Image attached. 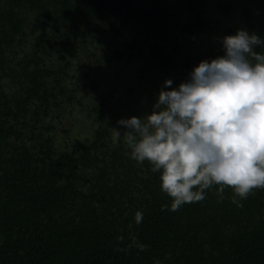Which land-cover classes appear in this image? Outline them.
Listing matches in <instances>:
<instances>
[{
    "label": "trees",
    "instance_id": "trees-1",
    "mask_svg": "<svg viewBox=\"0 0 264 264\" xmlns=\"http://www.w3.org/2000/svg\"><path fill=\"white\" fill-rule=\"evenodd\" d=\"M170 2L0 0V264H264V189L242 207L231 188L221 199L214 186L204 201L162 210L172 201L160 173L130 158L123 138L113 139V121L99 122L111 111L104 100L92 108V136L71 150L56 144L57 131L68 132L61 124L68 105L91 107L67 83L82 47L96 39L114 48L113 57L105 49L106 62L122 59L133 26L163 68L176 65L165 46L176 10L185 4L189 15L181 33L197 34L208 24L207 0ZM218 6L239 11L264 39V0ZM128 46L141 47L137 39ZM99 87L84 83L96 97Z\"/></svg>",
    "mask_w": 264,
    "mask_h": 264
},
{
    "label": "clouds",
    "instance_id": "clouds-1",
    "mask_svg": "<svg viewBox=\"0 0 264 264\" xmlns=\"http://www.w3.org/2000/svg\"><path fill=\"white\" fill-rule=\"evenodd\" d=\"M221 44L224 55L202 60L178 88L165 80L150 115L118 120L123 135L114 128L113 139L123 138L132 160L160 173L161 191L172 201L162 210L204 201L214 186L221 199L231 188L232 202L242 207L264 189V52L255 50L264 39L238 29ZM142 219L138 211L136 223Z\"/></svg>",
    "mask_w": 264,
    "mask_h": 264
},
{
    "label": "rangeland",
    "instance_id": "rangeland-1",
    "mask_svg": "<svg viewBox=\"0 0 264 264\" xmlns=\"http://www.w3.org/2000/svg\"><path fill=\"white\" fill-rule=\"evenodd\" d=\"M219 1L207 0L204 15L208 24L197 34L181 33V27L189 22V15L185 12V4L176 10L178 27L174 30L173 39L165 43L167 54L176 62L173 67L163 68L156 61L152 55L153 44H146L144 35L139 34L133 26L125 30L122 44L125 55L122 59L106 62L105 49L113 57L114 48L111 45L106 47L96 39L89 49L82 47L75 59L76 66L70 69L67 83L69 89H76L77 96L83 98V102L91 107H82L77 102L68 105L67 115L61 122L68 132L62 129L57 131L58 147L71 150L74 144L84 142L92 136L96 128L92 122L97 117L92 108L101 104L102 100L107 101L111 111L102 116L99 122L105 124L113 121L115 128L119 130L122 126L118 125V120L133 116L143 118L151 114L165 80L171 79V88H178L190 78L189 73L202 60L210 61L223 56L221 39L224 36L235 35L238 29L257 35V31L248 27L239 11L224 13L218 6ZM170 3L174 5L176 0H171ZM133 39H137L141 47L131 50L128 44ZM107 41H110L109 37ZM132 52L134 55L130 58ZM102 63L104 66H100ZM89 72L91 77L87 76ZM91 81L100 86L97 97L92 88H84V83Z\"/></svg>",
    "mask_w": 264,
    "mask_h": 264
}]
</instances>
